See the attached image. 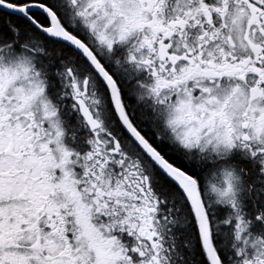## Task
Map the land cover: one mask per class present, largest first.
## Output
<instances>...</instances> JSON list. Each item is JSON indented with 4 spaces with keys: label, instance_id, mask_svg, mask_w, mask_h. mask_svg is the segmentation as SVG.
<instances>
[{
    "label": "snow or ice",
    "instance_id": "snow-or-ice-1",
    "mask_svg": "<svg viewBox=\"0 0 264 264\" xmlns=\"http://www.w3.org/2000/svg\"><path fill=\"white\" fill-rule=\"evenodd\" d=\"M0 264H264V0H0Z\"/></svg>",
    "mask_w": 264,
    "mask_h": 264
}]
</instances>
